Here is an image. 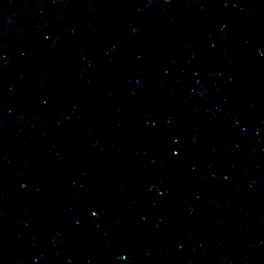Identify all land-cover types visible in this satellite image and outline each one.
I'll use <instances>...</instances> for the list:
<instances>
[{"label": "water", "instance_id": "obj_1", "mask_svg": "<svg viewBox=\"0 0 264 264\" xmlns=\"http://www.w3.org/2000/svg\"><path fill=\"white\" fill-rule=\"evenodd\" d=\"M0 264H264V0H0Z\"/></svg>", "mask_w": 264, "mask_h": 264}]
</instances>
